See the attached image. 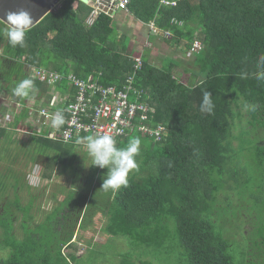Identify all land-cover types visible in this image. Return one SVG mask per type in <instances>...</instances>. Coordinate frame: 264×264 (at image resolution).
Wrapping results in <instances>:
<instances>
[{
  "label": "trees",
  "instance_id": "trees-1",
  "mask_svg": "<svg viewBox=\"0 0 264 264\" xmlns=\"http://www.w3.org/2000/svg\"><path fill=\"white\" fill-rule=\"evenodd\" d=\"M128 8L143 22L153 19L158 29L178 36L163 37L165 40L178 44L181 38L186 39V50L194 40L199 41L200 49L193 51L190 58L197 68L183 67L189 75L180 80L172 72L179 59L164 60L156 66L143 51L139 54L142 64L134 70L135 54L128 49L129 36L112 37L114 20L104 13L92 24H86L84 19L92 7L80 0H61L27 31L23 46L10 45L3 34L6 25L0 21V95L10 97L16 105L8 124L14 128L23 119L21 127L26 125L31 130L27 142L21 143V151L31 159L30 170L41 167V174L48 181L56 171L67 172L72 179L67 198L79 199L77 210L72 213L76 220L91 217L97 207L105 211L102 230L129 243L127 250L117 252V264L158 263L154 257L161 252L173 256L177 264H264V207L258 210L263 222L254 223L261 245L248 249L251 252L242 251L239 261L233 256V238H226L228 235L223 233L227 220L217 218L215 213L218 209L220 214L221 205L217 208L215 201L220 191L219 198L226 192L235 198L238 187L245 186L241 183L233 187L228 181L225 184V175L234 178V154L230 152L234 145L241 152L238 163L243 162V167L247 164L264 182V81L254 75L260 70L258 56L264 55V0H178L175 5L159 4V0H129ZM23 57L34 71L39 67L62 75L71 70L84 76L99 70L103 82L118 87L131 74L129 100L147 102L153 108L149 125L160 123L164 131L159 140L140 133L115 139L118 147L126 146L132 137L142 141L136 157L138 170L129 174L127 187L117 191L100 189L107 169L88 167L79 174L75 160L80 157L73 150L75 142L51 138L25 119L28 112L33 113L32 108L37 109L49 88L61 93L74 90L66 78L52 85L31 75L33 72L27 73ZM242 72L247 73L246 78L241 77ZM198 76H202L203 86L198 84ZM28 77L33 78L38 92L30 98L14 97L12 87ZM206 90L212 93L215 106L210 114L200 109ZM245 103L254 108L245 110ZM242 108L249 115L245 121L241 120ZM10 139L11 131L0 128V140L9 144ZM14 181L13 189L19 183L17 175ZM25 187H30L27 181ZM257 188L258 193H264V185L260 183ZM97 194L104 207L95 202ZM50 197L56 202L53 200H57V195ZM19 202L14 193L13 204L22 211L25 206ZM10 206L6 203L3 208ZM54 206L47 212L53 211ZM5 217L0 213L5 236L2 242L10 250L0 257V264H88L79 262V255L63 253L64 243L53 254L32 229L24 232L22 239L16 237L11 221ZM71 219L74 224L73 216ZM26 222L30 225V221ZM84 223L83 220L81 226L87 228ZM68 231L66 243L73 234Z\"/></svg>",
  "mask_w": 264,
  "mask_h": 264
},
{
  "label": "rangeland",
  "instance_id": "rangeland-1",
  "mask_svg": "<svg viewBox=\"0 0 264 264\" xmlns=\"http://www.w3.org/2000/svg\"><path fill=\"white\" fill-rule=\"evenodd\" d=\"M133 32L136 35L135 31ZM113 36L116 37V34L114 33L112 37ZM132 37L133 38L129 42V49L132 50L133 54L136 53L139 55L138 52L145 46L143 37L140 35ZM159 41L160 40H158L157 43ZM166 43L168 44L159 42L157 44L158 51L148 53L149 60L156 66H160L161 60L171 61L177 58L180 60V63L172 69L173 74L180 77H188L189 73H185L183 67H188V69L192 70L197 68L190 62L192 53L187 50L182 53L177 48L173 49V46L169 47L168 45H172L169 40H166ZM198 45H200L199 41ZM23 59L24 57L21 61H23V67L26 72H33L31 75L35 74L39 77V72L37 70H32L34 66ZM197 78L198 84L203 86L204 83L201 82L202 76H198ZM180 80H184V78L181 77ZM50 91L51 89L49 88L42 98H48ZM37 92L36 90L32 95L34 96ZM0 97V128L6 127L11 131L9 144L0 140V213L2 216H6L5 219L11 221L13 234L22 239L24 232L27 233L32 229L35 234L43 239L42 242L53 254L56 253L59 246L64 243L62 252L79 255V262L88 264H117L120 259L117 252L127 250L129 248L128 241L102 230V227L106 223V216L105 211L101 208L97 207V209H94L96 212L91 217L88 215L85 219L81 220V218H78L76 220V215L72 213L77 210L79 199H75L74 196H72L71 199L67 198L69 195L67 191L72 187V179L68 176L66 171H56L55 174L57 176L55 174L52 175L51 179L48 181L46 177H43L41 174V167L38 168L35 166L32 170L34 172L30 170L32 166L30 162L31 159H28L25 152L23 153V151H21V143L27 142L31 132L25 127L26 125L21 127L20 123L23 122V119H21L17 127L13 128L8 124L13 119L12 112L14 111L13 105H15V103L13 104L8 96L1 94ZM36 107L39 108V104H37ZM32 114L28 112L29 116L25 117L28 122L32 121ZM241 115V120L245 121L249 119V115L245 113L243 108ZM50 129L51 127H49L46 132ZM259 132H262V130L259 129ZM233 141L236 143V140ZM73 150L74 152L76 151L80 157L75 160V165L77 167L76 171L80 170L79 174H83L90 162L86 149L76 144ZM230 152L234 154L231 160V173L234 175V178L225 175V184L228 181V184H231L233 187H235V184L238 185L241 183L245 184V186L241 188L238 187V191L233 194L235 198H231L228 192L223 193V198H219L218 194H222L220 191L217 194V198H215L217 208L219 207L218 204L221 205V208H219L220 214H218V209H215V213L217 218L227 220V224L223 228V233L228 235L225 236L226 238L230 236L233 238V240H231L235 252L233 256L235 260L239 261L242 251L251 252L252 248L254 249L255 246L260 244L256 239V235L259 234L258 226L254 227V223L258 221L263 222V220L258 218V210L264 207V193H258L257 190L259 189L257 186L260 185V183L264 185V182L260 181L261 177H258L256 173L253 172L254 170L250 169L247 164L243 167V162H240L241 164L238 163V161H240L239 154L241 153H239L238 145H234L232 149H230ZM58 167L60 169V165H58L57 168ZM14 175H17L19 178V183L13 189L12 185L15 184ZM247 176L248 179H246ZM25 181L30 185L29 188L25 187ZM77 183L78 182H75L74 185L77 186ZM60 189L63 190L61 193L55 191ZM14 193H17L20 198L19 205L25 206L24 210L21 211L15 208L13 204ZM51 195H57V200H53L56 202H52ZM65 195L66 197L63 198ZM77 196L79 197V194H77ZM94 200L96 203L100 204L101 207L105 206L104 202L103 204L101 203L103 199L98 194L94 196ZM6 203L11 206L3 208ZM93 204L94 203H91V206H94ZM53 205H55L53 211L47 212ZM89 209L92 210L91 207H89ZM72 216L74 218L73 221L75 220L74 224H72ZM27 220L30 221V225L26 222ZM83 220L88 224V226H86L87 224L84 223V226L87 228L81 226ZM68 229L73 232V234L70 241L66 243V240H68L70 236ZM4 237V229L0 224V257H5L10 250V248L2 242ZM106 245L108 248L105 247ZM262 246H264V243L261 247ZM91 249H93V251H91ZM261 251L264 252L263 250ZM100 252L103 253V256L99 255ZM143 258L142 256L141 259ZM154 258L158 262H153L154 264H177L173 256L163 252ZM133 259L135 262L139 260L136 256H134Z\"/></svg>",
  "mask_w": 264,
  "mask_h": 264
},
{
  "label": "built area",
  "instance_id": "built-area-1",
  "mask_svg": "<svg viewBox=\"0 0 264 264\" xmlns=\"http://www.w3.org/2000/svg\"><path fill=\"white\" fill-rule=\"evenodd\" d=\"M160 3L174 5L175 0H160ZM87 4L92 9L85 17V22L92 24L100 13L113 15L117 9L127 10L128 0H93L88 1ZM149 27L152 32H157L153 22L149 23ZM164 33L169 34L168 31H164ZM199 49L198 41L194 40L188 51L192 53ZM141 64L140 56H135L134 70H137ZM36 70L39 72V78L46 80L48 84H50V80L54 83L66 78L74 90L70 95L50 91L48 98L40 99L39 108L31 109V111L34 109L33 118L29 122L37 131H47L51 127L47 136L72 142H75L78 136L98 133H109L115 139L131 133H140L148 135L154 140H159L163 134L164 126L162 124L159 123L152 127L148 123L149 112H152L153 108L145 101L129 100L131 74L127 75L124 82L118 87L103 82L100 72L97 75L88 74L84 77H77L73 73L61 75L56 72L44 71L39 67ZM53 83L51 84L53 85ZM136 94L139 95V91ZM57 112L63 113L65 123L59 129H54L51 126V120Z\"/></svg>",
  "mask_w": 264,
  "mask_h": 264
},
{
  "label": "clouds",
  "instance_id": "clouds-1",
  "mask_svg": "<svg viewBox=\"0 0 264 264\" xmlns=\"http://www.w3.org/2000/svg\"><path fill=\"white\" fill-rule=\"evenodd\" d=\"M88 1H93V0H88ZM177 1L178 0H175V3ZM159 4H161L160 0H159ZM118 10L121 9H117L116 11ZM127 10H129L128 4H127ZM105 15L112 18L114 14L113 15L105 14ZM3 20L6 25V27L3 29V34L7 36L10 45H12L13 47L23 46L26 33L27 31L30 30L31 26L34 24L31 13L24 9H20L18 11H9L6 13V19ZM151 22H153L154 24V21H149L148 27H149V23ZM156 29L158 31L157 27ZM164 31L162 30L163 36H168L170 34L169 31H168L169 32L168 35L165 34ZM257 67L260 70L254 74L255 78L258 81H264V55L258 56ZM68 73H73L77 77L78 76L84 77L77 75L71 70ZM240 75L242 78L247 77L246 72H242ZM49 83L51 84L53 83V81L50 80ZM35 91L36 88H35L34 80L33 78L28 77L16 82L14 87H12L11 89V94L14 97H18V98H30ZM212 97L213 95L209 90L203 92L202 103L200 105V109L202 112L209 114L213 112L215 106ZM243 107L245 110H248L250 108H254V105H249L245 103ZM64 123H65V118L62 112H57L53 115L51 120V126L54 129H59L62 125H64ZM75 144L82 145L86 149L87 156L90 161V163L87 165L88 167H93V168L98 167L100 169H107L106 173L102 177V186L100 189H103L105 191L108 190L117 191L121 187H127L129 174L133 170H138L136 157L140 152V146H141L140 137H132L129 139L126 146L118 147L115 138L111 134L98 133L93 135H86L83 137L78 136L75 140Z\"/></svg>",
  "mask_w": 264,
  "mask_h": 264
},
{
  "label": "crops",
  "instance_id": "crops-1",
  "mask_svg": "<svg viewBox=\"0 0 264 264\" xmlns=\"http://www.w3.org/2000/svg\"><path fill=\"white\" fill-rule=\"evenodd\" d=\"M112 19L114 20L113 26L115 28V34H116L117 38H119L121 34H125L126 36H129V42H130L131 39L133 38L132 36L136 37L137 35L138 36L140 35L143 37V43L145 46L142 47L138 53L140 54L141 52L144 51L145 53H147L146 55L148 58H149L148 53L153 52V51L154 52L158 51L157 50V44L159 42H164L165 44H168V43H166V40L163 37L171 38L174 36L171 31H170V34L168 36H163L161 29H158L157 32H152L148 27V22H143L142 20L136 18L130 12V10H127V11L118 10L114 13ZM84 21H85V19H84ZM150 21H153V19H151ZM133 31H135L136 35L134 34ZM147 33H150V36H148ZM174 37L177 38L178 36H174ZM158 38H160V39H158ZM158 40H160V41L157 43ZM129 42H128V49H129ZM186 42H187L186 39L181 38L178 44L171 42L172 45H168V46L169 47L173 46V49L177 48L178 50H180V52L184 53L186 51V48H185ZM129 50H131V49H129ZM134 54L138 55L136 53H134ZM163 62L164 61L161 60L160 66L163 64ZM98 72L101 73L100 74V77H101L102 71H99V70L89 72L86 75H88V74L97 75ZM86 75H84V76H86ZM123 82H124V80H123ZM69 86H70V84H69ZM59 92H61V91H59ZM71 92L72 91H70V90H67V91L65 90V92H62V93L70 95Z\"/></svg>",
  "mask_w": 264,
  "mask_h": 264
},
{
  "label": "water",
  "instance_id": "water-1",
  "mask_svg": "<svg viewBox=\"0 0 264 264\" xmlns=\"http://www.w3.org/2000/svg\"><path fill=\"white\" fill-rule=\"evenodd\" d=\"M61 0H0V21L4 24L6 13L9 11L27 10L33 17L34 26L48 12L54 10ZM87 3L88 0H80ZM31 26V27H32Z\"/></svg>",
  "mask_w": 264,
  "mask_h": 264
},
{
  "label": "bare ground",
  "instance_id": "bare-ground-1",
  "mask_svg": "<svg viewBox=\"0 0 264 264\" xmlns=\"http://www.w3.org/2000/svg\"><path fill=\"white\" fill-rule=\"evenodd\" d=\"M135 85V84H134ZM120 214V213H119Z\"/></svg>",
  "mask_w": 264,
  "mask_h": 264
}]
</instances>
